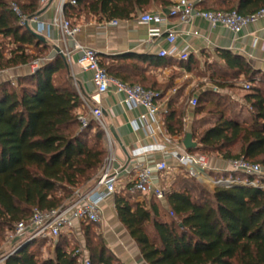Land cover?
Segmentation results:
<instances>
[{
  "label": "trees",
  "instance_id": "1",
  "mask_svg": "<svg viewBox=\"0 0 264 264\" xmlns=\"http://www.w3.org/2000/svg\"><path fill=\"white\" fill-rule=\"evenodd\" d=\"M71 1L73 4L64 5L63 16L74 26L82 15L98 23L127 21L153 7L165 10L174 3ZM13 2L27 18L42 10L38 0H0V38L10 39L13 45L7 53L0 47V70L28 66L46 58L51 50L47 42H40L28 28L20 26L11 9ZM198 6L204 11H235L248 16L264 9V0H202ZM215 54L223 67H209V80L222 91L233 88L240 77L247 80L249 90L243 99L251 108V121L239 122L228 115L227 99L221 93L199 95L194 113L198 115L205 106L212 105L210 114L215 121L200 132H188L195 147L186 151L224 161L243 158L264 168V81L256 78L264 75L241 56L226 50H215ZM98 57L100 66L113 79L158 91L150 87L146 73L148 67L160 64L150 57ZM178 66L191 73L199 68V62L190 56ZM256 80L258 85L254 84ZM173 99L162 116L163 126L168 136L184 138L185 114L180 106L173 107ZM82 105L67 62L60 55L44 62L35 73L18 77L15 83L0 84V233L12 231L33 210L57 209L70 201L76 189L89 190L94 184L107 152L104 133L95 124L80 130L75 111ZM216 175L244 182L255 178L235 172ZM185 186L188 194H166L165 208L155 198L149 199V206L147 201L136 202L130 195L131 187L115 192L113 204L118 221L146 264H264V191L247 185L217 187L207 196L202 188L195 192L193 185ZM164 211L170 213L169 220L163 218ZM81 231L91 264H122L110 253L101 234L93 231L92 224H82ZM41 241L24 244L5 264H78L73 256L77 246L68 249L75 242L72 236H60L53 257L45 260H39L38 253L30 249Z\"/></svg>",
  "mask_w": 264,
  "mask_h": 264
},
{
  "label": "built area",
  "instance_id": "2",
  "mask_svg": "<svg viewBox=\"0 0 264 264\" xmlns=\"http://www.w3.org/2000/svg\"><path fill=\"white\" fill-rule=\"evenodd\" d=\"M38 1L42 6L49 0ZM201 1L176 0L167 8V14L163 11L159 13L145 12L138 16L137 21L146 26L150 24L165 25L170 18H174L180 25L189 26L193 19L199 18L207 22L210 28H224L237 37L248 26L257 23L259 20H264V9L253 15L243 16L235 11L201 10L198 6ZM66 3L73 4L71 0H59L57 15L47 24L39 21L37 16L27 18L16 5H12L11 9L19 19L20 26L42 35L51 42L54 46L55 55L62 56L67 64L73 62L74 53L79 54L76 63L83 72H91L93 74L91 82L95 87L97 96L111 93L122 97L118 102L120 105H126L129 108H142L144 113L138 117V122H131L132 129L137 131L140 123H144L142 127L146 135L148 137L158 136L160 143L154 146H139L132 152V156L135 158L142 157V161L133 159L130 169L126 168L124 163L119 162L114 154L115 140L104 123L102 108L99 105H90L80 95L82 106H85L88 110L87 115H77L80 130H84L91 123L99 125L104 133L103 139L109 155L99 170L94 184L88 191L84 193L74 191V198L64 203L61 207L50 211L35 209L27 220L16 223L11 236L15 245L9 253L0 258V264H5L10 255L28 242L46 239L56 241L62 235H72L78 241L79 246L73 253V256L77 258V263L91 264L89 254L83 243L81 225L103 226L104 214L101 204L113 198L120 176L129 175L130 171H134L131 190L138 193L139 196L155 198L163 206L166 205L165 198L167 193L162 183L177 168L184 169L190 178L211 195L214 188L240 184L264 191V168L243 158L227 160L226 164L229 171L241 173L245 176H253L258 178L259 181L244 182L233 178H212L209 174L211 170L207 156L188 153L182 144L183 137L175 139L166 134L162 116L168 112L170 99L161 92L145 89L140 85L126 84L110 77L100 66L96 51L77 41L76 36L80 33L81 28L78 25H72L69 20L64 18L63 7ZM104 23L106 26H116L118 21ZM50 31L57 32V36L52 37ZM183 35L194 36L196 33L190 30L182 32L165 30V32H160L159 29L154 28L149 30L148 42L152 43L155 38H163L170 47L169 49L160 48L156 55L160 58L169 57L177 61H186L190 57L188 49L178 50L175 46L178 38ZM51 59L46 57L34 61L32 73H35L44 62ZM243 88L244 90H249V84L243 85ZM96 104L98 103L96 102ZM197 104V97L191 98L188 102L191 109H194ZM148 121L149 123H147ZM185 123L186 118H183V124ZM153 152L159 153L161 159L150 164L147 155Z\"/></svg>",
  "mask_w": 264,
  "mask_h": 264
},
{
  "label": "crops",
  "instance_id": "3",
  "mask_svg": "<svg viewBox=\"0 0 264 264\" xmlns=\"http://www.w3.org/2000/svg\"><path fill=\"white\" fill-rule=\"evenodd\" d=\"M174 1L176 0H173V2ZM48 2L41 6L44 11L37 16L39 21L44 24L49 23L57 15L59 6V0H53L50 4ZM152 9H159L156 10V13L163 11L157 7H153ZM139 15L140 14H138V16ZM138 16L132 20L118 21L116 26H106L104 22L98 23L92 17L86 21H81L80 17L79 20H76V24L80 26L81 31L76 36V39L79 43L95 50L98 55L116 56L122 54H136L150 57L151 60L158 62L160 65L148 67L146 75L149 78L150 87L153 86L158 89L162 87L166 89L170 86L168 84L174 79L173 70L178 71L175 75L176 81L188 79L189 73L178 66L180 61L173 60L169 57L158 58L156 52L160 48L169 49L170 46L163 38H155L152 43L148 42L149 30L154 28L159 29L160 32H165V30H177L180 32L190 30L191 32H195L196 35L194 36H180L175 46L178 50L187 48L190 56H193L199 63L204 54H215V50H226L234 55L243 57L255 71L264 75V20H259L257 23L248 26L247 29L235 37L224 28H210L207 22L199 18L193 19L189 26L180 25L174 18H170L165 25L150 24L146 26L137 21ZM50 33L52 37L57 36V32L50 31ZM46 42L51 48L49 58H54V46L47 39ZM78 56V53H74L73 62L67 64L74 86L78 94L81 95L85 101L90 103V105H99L102 108L104 123L109 128L110 133L112 130L119 140L118 143L114 139V154L119 162L124 163L126 168L130 169L133 159L142 161V157H133L132 152L139 146L157 145L160 143V138L158 136L148 137L142 127L144 123H140V127L137 131L132 129L131 122H138V117L144 113L142 108H129L126 105H120L118 102L122 97L115 96L111 93L97 96L95 87L91 82L93 74L81 70L76 63ZM26 68L27 66H20L12 69L11 72H14L17 77L30 75L31 71L28 70L27 72ZM95 101L98 104H96ZM191 111H193V109H191ZM190 114L184 116V118H186L184 132L187 133L190 132L193 127L192 119L194 113L191 112ZM147 123H149V121ZM180 137L174 138L179 139ZM147 156L150 164L161 159V155L157 152H153ZM209 166L210 170L213 172H230L226 161L221 158H210ZM178 171L183 173V177H186L184 169H174L172 174ZM133 180L134 171H130L129 175H121L117 184H120L122 188L125 189L131 187ZM163 185L162 183V186ZM130 191L133 192L131 188ZM183 192L188 194L189 190L184 187ZM150 198L149 196H140L135 201H147L149 206ZM101 206L104 214V223L103 226L97 228L101 230L104 244L110 253L119 259L122 264H146L141 257L137 245L118 221L114 209L113 198L104 201ZM165 206L162 205L164 208ZM72 237L74 238V236ZM82 239L84 243V237ZM74 240L77 241L76 238H74Z\"/></svg>",
  "mask_w": 264,
  "mask_h": 264
},
{
  "label": "rangeland",
  "instance_id": "4",
  "mask_svg": "<svg viewBox=\"0 0 264 264\" xmlns=\"http://www.w3.org/2000/svg\"><path fill=\"white\" fill-rule=\"evenodd\" d=\"M12 5H17V4L15 2H13ZM151 10H153V9H151ZM151 10H148L146 12L156 13L157 12L156 10H159V9H156V10L154 9L153 11H151ZM89 18L90 17H86V16L82 15L81 21H86ZM0 47L3 48L5 50V52L7 53L8 50L13 48L12 41L10 39H7V38H5V39L0 38ZM50 52H51V50H50ZM50 52H49L47 57H49ZM33 63L34 62H32L26 68L27 72H28V70L31 71V74L33 72L32 71V67L34 65ZM209 67H212V68L215 67L216 69L218 67H220V68L223 67L222 62L217 59L216 54H204L201 62L199 63V68H197L196 70L189 73L188 79H182L180 81H176L175 75L177 74L178 71L173 70L174 79L171 80L170 84H168L170 86H168V88H166V89H163V87H162V88H159L158 91H156V90H154V91L161 92L162 94H165L166 97L169 99L174 97L173 104H172L173 107L176 108V107L180 106L182 108V111L184 112V114L186 116L189 115L191 112L194 113V110L191 111V109L189 108V105H188V102L191 98L197 97V96L202 95V94H206L208 92H212V94L214 93L213 95H215L217 93H221L227 99V101L225 100L226 106H229L228 110H227V114L236 118L239 122L249 123L251 121V108L245 104L244 99H243L244 95L247 92V90H244L243 85L248 84L249 82L247 80H245L243 77H240L239 79H237L235 81L236 85H234L233 88H231L229 90H223L222 91V90L218 89L217 87H215L212 84V82L209 80L210 73H211ZM11 71H12V69L0 70V84L3 82H12V83L16 82L18 77L14 74V72H11ZM24 76H26V75H24ZM256 78L264 81V77H262L261 75H257ZM257 81L258 80H256V82L254 83L255 85H258ZM212 111H213L212 105L208 104L207 106L204 107V111L202 113H200L198 115H196L194 113L193 119H192L193 127L191 128V131L196 130V132H200L204 128L211 126L213 124V122L215 121V118L213 117V115L210 114V112H212ZM78 114L87 115L88 114L87 108L85 106L80 107L79 109H77L75 111V115H78ZM190 116H191V114H190ZM96 127L101 129V127L99 125H96ZM92 134H93V132L90 133V135L88 136L89 137L88 139H90L92 137ZM103 142H104V139H103ZM104 146H105V149L107 152V154H106V158H107L109 153H108L107 147L105 145V142H104ZM98 174H99V171H98L96 177L98 176ZM179 174H181V175H179ZM209 174L211 175L212 178H215L217 176L216 175L217 172L210 171ZM182 175H183V173L178 171V172L173 173V174L171 173L170 176H168L166 179H164L163 187L166 189L167 194L174 192V191H183L184 187L188 189V187H186L185 184H187V186L189 184V185H193L196 188L195 192L199 191L198 188H202V190L205 191V194L207 196H211V194H209L200 185L197 184V186H198L197 187L195 184V181H193V179L191 180V178L186 173H185L186 177H183ZM240 178L245 179V177H240ZM262 180H263V177H262ZM254 181H259V179L255 177ZM173 186H174V188H173ZM122 190H123L122 186L120 184H117L116 185V194L121 193ZM75 191L80 192V193H84V192L88 191V187H85V188L79 187V189H76ZM130 195L133 199H137L138 197H140L139 194L135 193V192H131ZM73 198H74V194H73L71 199H73ZM143 198H145V197H143ZM67 202H65V203H67ZM163 218L169 220L171 218L170 213L168 211H164ZM92 227H93V231L95 233H100L101 237H102L101 230L99 228H97V226H95V225H92ZM11 236H12V231H6L3 234L0 233V258L3 255L9 253L13 249L15 243H14V240ZM102 240H103V237H102ZM55 243L56 242L54 240L46 239L44 241L38 242V244H34L32 247H30V249L35 250L38 253L37 255H38L39 260H45V259H49V258L53 257V249H54ZM73 245L74 246L76 245L77 247L79 246L78 242L75 241L74 244L73 243L69 244L68 249L71 250Z\"/></svg>",
  "mask_w": 264,
  "mask_h": 264
},
{
  "label": "water",
  "instance_id": "5",
  "mask_svg": "<svg viewBox=\"0 0 264 264\" xmlns=\"http://www.w3.org/2000/svg\"><path fill=\"white\" fill-rule=\"evenodd\" d=\"M53 0H49V4L52 2ZM43 11H44V9L43 10H41L38 14H37V16H39L40 14H42L43 13ZM167 9H165V10H163V12L165 13V14H167ZM30 32L40 41V42H42V43H46V39L42 36V35H40V34H37V33H35V32H32L31 30H30ZM111 134L113 135V137H114V139L119 143V140H118V138H117V136H116V134L111 130ZM182 144H183V146H184V148L186 149V150H188V149H190V148H194L195 147V143H193L192 142V137H191V135L189 134V133H187L185 136H184V138H183V140H182ZM241 186H243L242 184H240ZM240 185H233V186H240Z\"/></svg>",
  "mask_w": 264,
  "mask_h": 264
}]
</instances>
